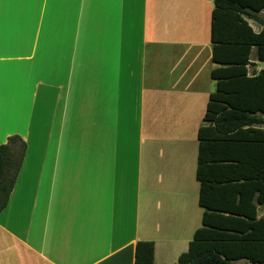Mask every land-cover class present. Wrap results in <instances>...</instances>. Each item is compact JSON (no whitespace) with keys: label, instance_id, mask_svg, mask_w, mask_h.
<instances>
[{"label":"crops","instance_id":"crops-1","mask_svg":"<svg viewBox=\"0 0 264 264\" xmlns=\"http://www.w3.org/2000/svg\"><path fill=\"white\" fill-rule=\"evenodd\" d=\"M214 9L0 0V146H27L0 213V264H135L141 241L154 264L178 263L204 214L197 135L217 88ZM250 61L249 76L264 71L256 48Z\"/></svg>","mask_w":264,"mask_h":264},{"label":"trees","instance_id":"trees-1","mask_svg":"<svg viewBox=\"0 0 264 264\" xmlns=\"http://www.w3.org/2000/svg\"><path fill=\"white\" fill-rule=\"evenodd\" d=\"M211 72L217 88L198 130L196 179L202 226L177 264H264V71L249 76L251 52L264 62V0H214ZM27 150L19 136L0 146V213L7 207ZM155 244L136 245L135 264H154Z\"/></svg>","mask_w":264,"mask_h":264},{"label":"rangeland","instance_id":"rangeland-1","mask_svg":"<svg viewBox=\"0 0 264 264\" xmlns=\"http://www.w3.org/2000/svg\"><path fill=\"white\" fill-rule=\"evenodd\" d=\"M261 65H262V68L264 69V63H261Z\"/></svg>","mask_w":264,"mask_h":264}]
</instances>
